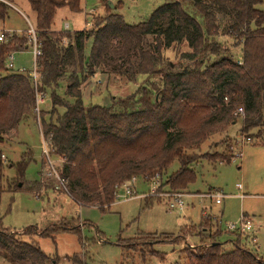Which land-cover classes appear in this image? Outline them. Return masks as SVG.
Here are the masks:
<instances>
[{
    "label": "trees",
    "instance_id": "16d2710c",
    "mask_svg": "<svg viewBox=\"0 0 264 264\" xmlns=\"http://www.w3.org/2000/svg\"><path fill=\"white\" fill-rule=\"evenodd\" d=\"M27 2L42 43L39 91L49 93L56 115L41 119L42 137L66 160L62 177L79 203L111 205L121 183L155 175L161 188L187 192L196 180L194 165L206 158L203 147L236 122L238 108L241 134H264V13L257 9L264 0H166L136 25L113 13L123 7L118 2L90 30L72 34L52 31V22L61 8L79 13L81 0ZM6 10L0 2V21ZM13 49L0 47V145L35 106L29 77L4 67ZM97 72L141 84L126 98L112 97L109 107L86 106L81 86ZM232 157L219 159L229 164ZM30 162L11 169L22 179ZM216 229L196 235L208 242L187 248L189 264H264L249 236L226 231L229 240L220 241ZM0 256L10 264L49 261L37 245L2 229Z\"/></svg>",
    "mask_w": 264,
    "mask_h": 264
},
{
    "label": "rangeland",
    "instance_id": "374dc122",
    "mask_svg": "<svg viewBox=\"0 0 264 264\" xmlns=\"http://www.w3.org/2000/svg\"><path fill=\"white\" fill-rule=\"evenodd\" d=\"M6 1L10 4L3 20L6 29L26 30L25 20L35 26V15L27 0ZM118 2L123 7L113 13L122 16L127 24L136 25L148 20L166 0H81L79 13H72L66 7L57 10L52 29L64 31L67 22L68 33L90 30L92 20L104 17L106 7ZM257 9L264 13V2ZM15 60L17 68H31L29 55L17 54ZM140 84V78L127 82L124 78L97 72L81 86L82 99L86 106L109 107L112 97L126 98ZM48 94L45 93L39 114L28 111V119L3 135L0 229L37 245L48 257L46 264H54V260L56 264H74V260L81 264H189L187 248L193 250L198 243L208 242L200 234H206V229L215 232L218 225L222 231L219 240L227 241L230 236L226 234V225L238 222L243 216L252 226L245 235L254 240L255 254L264 259L263 133L252 130L247 135L241 134L243 119L239 117L221 138H215L209 147L205 145L201 152L206 158L194 165L196 180L187 192H182L188 194L183 212L171 211L165 199L149 196L152 182L143 181L142 177L130 194L119 191L120 198H115L111 205H86L71 196L68 184L64 190L54 173L49 176L54 170L61 178L66 160L54 155L49 147L51 170L41 155L45 143L41 119L56 120V115H51ZM237 153L240 155L235 157ZM231 155L229 164L220 162L219 158ZM32 156L34 161L30 162ZM26 162L30 163L25 177L20 179L11 165L16 167ZM177 168L175 164L170 170L174 172ZM19 183L23 188L17 187ZM160 185L158 181V193L169 192ZM209 190L226 196L222 204L197 196ZM240 195L244 197L240 199ZM0 264L10 263L0 256Z\"/></svg>",
    "mask_w": 264,
    "mask_h": 264
},
{
    "label": "built area",
    "instance_id": "2783aa9c",
    "mask_svg": "<svg viewBox=\"0 0 264 264\" xmlns=\"http://www.w3.org/2000/svg\"><path fill=\"white\" fill-rule=\"evenodd\" d=\"M1 3H3L5 6H10V4L6 0H0ZM27 23V29L24 31L19 30H13V29H6L3 21H0V47L1 46H8L14 47L13 50L8 53L4 60V67L8 71H14L18 74H23L29 77V79L32 82V86L35 92V106H34V112L39 114L40 112V105L44 104L45 101V93L39 91L40 87V75L38 72V59L42 55V43L39 38V33L36 30L35 26H32L28 20H25ZM67 28V25L64 26ZM15 40H24V44L22 46H18L14 43ZM17 54H26L29 55L31 58V68L25 69L24 67H16L15 63V56ZM234 115L236 117L243 118V109L238 108ZM44 145L41 148V155L42 157H45L47 159V162L52 170V161L49 157V153L51 150H48L50 147V144L48 141L44 140ZM47 142V143H46ZM241 142L244 143V138L241 139ZM240 155V154H235ZM3 158V156H2ZM54 173L55 179L59 182V184L62 186L64 190H66L67 182L63 177H58L56 175L55 171L52 170L49 173V176H52ZM146 179H143L145 181ZM147 181V180H146ZM152 184L150 185V190L148 195L152 197H161L165 199L168 203V209L171 211H177V212H183L185 208L187 207V203L185 201V198L188 197V194L186 193H180V192H166V193H158V175L155 176L154 179L150 180ZM137 183V179L133 178L129 181H127L125 184H121L117 186V193H116V199L120 198L118 195L119 191H124L126 194H130L135 187ZM238 189H241V186H237ZM125 196V195H124ZM123 196V197H124ZM127 196V195H126ZM200 198H207L210 199L214 204L220 205L222 203V200L226 198L222 193L218 191H210L206 194H200L197 195ZM243 195H240V198H243ZM125 198L124 200L130 199ZM251 224L248 219H245L243 216L240 218V220L234 224H228L226 225V231L228 232H235L240 234H246L251 230Z\"/></svg>",
    "mask_w": 264,
    "mask_h": 264
},
{
    "label": "crops",
    "instance_id": "0c3cea01",
    "mask_svg": "<svg viewBox=\"0 0 264 264\" xmlns=\"http://www.w3.org/2000/svg\"><path fill=\"white\" fill-rule=\"evenodd\" d=\"M112 5V4H111ZM114 6V5H113ZM56 14V13H55ZM65 25H67V28H65L64 27V31L62 30V31H56V30H54V29H52V27H51V30L52 31H54V32H68V29L70 28V25L66 22L65 24H64V26ZM52 26H53V22H52ZM11 29V28H10ZM13 30H17V29H13ZM19 31H24V30H19ZM84 31H87V30H84ZM78 32V31H77ZM90 46V45H89ZM20 67H22V66H20ZM20 126V125H19ZM18 126V127H19ZM17 127V128H18ZM20 157V156H19ZM19 160V159H18ZM34 161V159H33V156H32V158H31V162H33ZM39 176H40V173H39ZM39 182H40V180H39ZM37 183V182H36ZM211 190H209L208 192H210ZM240 198V197H239ZM240 199H242V198H240ZM222 204V203H221ZM254 241V240H253Z\"/></svg>",
    "mask_w": 264,
    "mask_h": 264
},
{
    "label": "water",
    "instance_id": "95a60500",
    "mask_svg": "<svg viewBox=\"0 0 264 264\" xmlns=\"http://www.w3.org/2000/svg\"><path fill=\"white\" fill-rule=\"evenodd\" d=\"M110 9H114V6L110 4ZM19 187L21 186L20 184L18 185Z\"/></svg>",
    "mask_w": 264,
    "mask_h": 264
}]
</instances>
